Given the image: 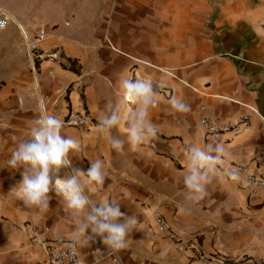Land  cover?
I'll list each match as a JSON object with an SVG mask.
<instances>
[{"label":"crops","instance_id":"obj_1","mask_svg":"<svg viewBox=\"0 0 264 264\" xmlns=\"http://www.w3.org/2000/svg\"><path fill=\"white\" fill-rule=\"evenodd\" d=\"M0 8L11 18L0 30V264L46 261L34 235L70 243L72 223L62 198L51 192L50 209L41 214L11 191L23 169L7 168V160L28 138L39 111L34 78L50 114L64 122L72 113L88 118L85 128L64 125L62 134L81 142V153L71 157L74 167L86 172L90 159L108 165L104 189L89 194L97 201L119 199L121 211L139 222L128 249L118 254L109 256L99 238L79 248L88 263L96 264L90 251L99 247L107 255L101 264H264V192L251 197L248 184L250 175L264 176V0H6ZM13 25L19 39L7 34ZM41 29L48 32L42 50H58L62 59L41 60L34 74L20 37ZM125 75L159 86L161 100L150 113L158 135L142 151H129L125 143L117 153L96 124L97 115L119 101ZM172 95L190 111H173L167 103ZM203 116L235 123L248 116L238 131L216 141L231 152L226 165L244 171L241 182L219 176L192 204L184 199L183 153L206 144ZM112 134L125 139L122 128ZM157 215L186 240L198 234L200 252L188 241L174 244L152 232Z\"/></svg>","mask_w":264,"mask_h":264},{"label":"clouds","instance_id":"obj_2","mask_svg":"<svg viewBox=\"0 0 264 264\" xmlns=\"http://www.w3.org/2000/svg\"><path fill=\"white\" fill-rule=\"evenodd\" d=\"M159 86L150 78L122 76L119 81L121 97L115 104L109 103L97 115L96 131L102 135L117 153L124 152L125 143L129 151L139 152L157 138L158 128L150 113L161 100ZM34 92L38 115L32 122L28 138L17 144L7 160V168L21 172L22 179L11 190L27 207H35L41 214L50 209L51 192L63 199L72 223L70 244L73 248L90 247L97 238L107 248L109 256L128 249L131 232L139 224L135 215L121 211L119 199L115 197L93 198L97 190H103L109 178L108 165L102 159H90V168L85 172L73 166L72 156L81 153V142L73 136L62 134L64 121L46 108V97L42 94L38 79L34 78ZM22 101V97H21ZM132 104L134 107L129 108ZM167 103L176 113H187L190 106L178 96L172 95ZM122 128L125 139L113 135V129ZM186 170L183 184L184 199L192 204L207 196V188L219 176L233 182H241L238 169L230 168V150L222 143L189 145L183 153ZM61 169H70L63 177ZM89 189L93 195L89 194ZM96 264H101L103 254L95 252ZM109 264H118L117 259Z\"/></svg>","mask_w":264,"mask_h":264},{"label":"built area","instance_id":"obj_3","mask_svg":"<svg viewBox=\"0 0 264 264\" xmlns=\"http://www.w3.org/2000/svg\"><path fill=\"white\" fill-rule=\"evenodd\" d=\"M11 22V18L8 13L0 8V30H6ZM48 38V32L44 29L39 30L34 35H29L24 32V40L27 47L28 55L32 63V72L36 74L37 62L41 60H50L52 62H60L61 54L58 50L56 51H44L42 50V45L46 42ZM21 102V99H20ZM204 109V108H203ZM248 121V116L242 117L241 123H235L233 121L219 122L210 116H203L200 119V127L202 128L205 136L206 144L209 142L215 143L219 137L226 133L232 131H238L243 125ZM87 116L81 113L70 114L64 125L73 128H85L88 124ZM263 161V159H260ZM236 169L239 172L244 171V167L238 166ZM248 184L251 187V197H257L262 192H264V176L250 175L248 177ZM156 230L152 232L156 233L163 239H167L174 244H182L184 241H188V247L195 251L200 252V236L198 234H193L190 236L189 240H186L182 235L176 233L174 230L167 228L165 220L157 215L156 217ZM33 241L38 246L45 248L48 258L46 261L38 262L37 264H90L84 259V255L79 248H73L70 243L65 240H39L36 235L33 236ZM99 247H95L90 251V255L95 256V252ZM103 254V259L107 257L106 253L100 249ZM102 259V260H103ZM214 258H211L213 260ZM235 264H260L254 260L244 259Z\"/></svg>","mask_w":264,"mask_h":264},{"label":"rangeland","instance_id":"obj_4","mask_svg":"<svg viewBox=\"0 0 264 264\" xmlns=\"http://www.w3.org/2000/svg\"><path fill=\"white\" fill-rule=\"evenodd\" d=\"M0 1L3 2V3H6V0H0ZM12 27L16 28V25H13V26H11V27L9 28V30H8V32H7L8 36H9L11 39H19V35L17 34L16 30H14ZM20 39L23 40V42H25V40H24V38H23L22 35H21ZM20 99H21V98H19V97H18V99H17L19 103H20Z\"/></svg>","mask_w":264,"mask_h":264},{"label":"trees","instance_id":"obj_5","mask_svg":"<svg viewBox=\"0 0 264 264\" xmlns=\"http://www.w3.org/2000/svg\"><path fill=\"white\" fill-rule=\"evenodd\" d=\"M36 67H37V69H38V67H39V62H37Z\"/></svg>","mask_w":264,"mask_h":264}]
</instances>
